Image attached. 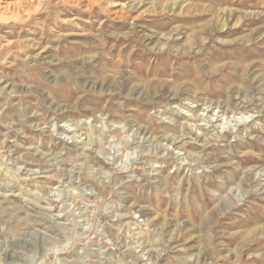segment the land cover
Masks as SVG:
<instances>
[{"label":"rangeland","instance_id":"1","mask_svg":"<svg viewBox=\"0 0 264 264\" xmlns=\"http://www.w3.org/2000/svg\"><path fill=\"white\" fill-rule=\"evenodd\" d=\"M0 264H264V0H0Z\"/></svg>","mask_w":264,"mask_h":264},{"label":"bare ground","instance_id":"2","mask_svg":"<svg viewBox=\"0 0 264 264\" xmlns=\"http://www.w3.org/2000/svg\"><path fill=\"white\" fill-rule=\"evenodd\" d=\"M240 116H241V115H240ZM232 118H233V117H232ZM237 120H238V119H237ZM230 121H231V120H230ZM232 121H233V119H232ZM235 121H236V120H235ZM236 122H237V121H236ZM236 122H235V123H236ZM239 122H241V120H239L238 123H239ZM225 124H226V123H225Z\"/></svg>","mask_w":264,"mask_h":264}]
</instances>
